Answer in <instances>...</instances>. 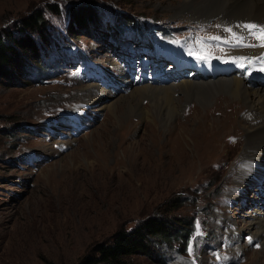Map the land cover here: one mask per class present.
I'll return each instance as SVG.
<instances>
[{
	"label": "rangeland",
	"instance_id": "374dc122",
	"mask_svg": "<svg viewBox=\"0 0 264 264\" xmlns=\"http://www.w3.org/2000/svg\"><path fill=\"white\" fill-rule=\"evenodd\" d=\"M200 1L0 0V33L7 29L18 37L22 17L42 10L51 37L41 67L30 68L25 60L32 59L31 52L15 48L17 65L0 75V264H89L87 258L99 242L153 214L168 218L176 231L190 225L188 246L175 248L179 239L166 238L168 246L159 242L167 253L164 261L132 254L131 264H264V230L259 235L264 191L250 182L255 165L263 160L254 153L250 161L245 152L243 119L248 115L239 105L236 112L231 108L237 99L219 93L200 102V95L187 96L180 89L178 104H173L177 113L165 124L155 112L148 117L137 111L124 115L122 108L116 116L119 123L110 108L120 96L135 90L138 106L150 111L161 100H141L142 85L116 95L98 85L103 65L110 72L117 69L112 59L131 54L119 52L118 39L124 47L138 38L112 31L115 21L102 17L110 14L111 6L139 16L146 23V37L153 34L152 25L170 29L165 40L187 39L195 32V60L264 52L237 46L245 41H238L234 32L223 38L220 30L233 20L206 17L210 8L201 10L209 1L207 6ZM54 3L58 12L50 11ZM70 5L94 6L102 25L87 20L86 31L70 24L73 34H68ZM245 32L247 42L264 43ZM80 51L87 56L89 76ZM135 54L140 62H151L138 74L145 70L154 75L155 67L170 69V59L161 51L145 54L138 47Z\"/></svg>",
	"mask_w": 264,
	"mask_h": 264
},
{
	"label": "bare ground",
	"instance_id": "6f19581e",
	"mask_svg": "<svg viewBox=\"0 0 264 264\" xmlns=\"http://www.w3.org/2000/svg\"><path fill=\"white\" fill-rule=\"evenodd\" d=\"M208 1V7L203 9L201 8V12L210 8V10L208 9L209 11L206 12L209 13L205 15L206 17L219 16L228 20L253 19L264 21V0H227V2L224 0ZM200 2L204 3V6H207V0ZM188 4L189 3L187 2L186 6H188ZM216 10H218L217 13ZM198 15V17L201 19L202 15L199 13ZM173 61V71L176 74V78L174 81H170L165 73H158L159 76L163 77L165 81L162 84H160V80L157 81L152 79L144 73H141L135 77L125 74L113 75L114 78L111 85L114 88L121 87L122 84L131 87L142 85L143 89H139L140 93H142L141 100L147 97L150 98L151 104L157 102L158 100H161V102H159V104L157 103L158 105L156 106H150L151 111L147 107H139V95H137L136 91L134 90L129 95H127V97L120 96V98L115 103L111 104L110 113L116 117L117 114H119V108H122V113L124 115H129L133 111H137L142 115L145 114V116L148 117L149 114H154L155 112L165 124L166 122L170 121L171 114L173 116V114L177 113V107L173 104H178V100L175 98L177 97V93L180 89H182V92L186 93L187 96L195 94L200 95L202 97L200 102H207L209 98H215V96L219 93H228L229 95L231 94L235 97V99H237L230 105L231 108L235 110V112L240 108H244L246 114L248 115V117L245 116L243 119L246 125H243V129L245 130V152L248 155L250 161L252 160L254 153H256L258 160H263L261 161L262 165V163H264V91L257 90L256 87H264V71L259 70L264 68V63L257 61L255 64L252 63L251 65H248V61L246 60H235L231 64L221 65L208 62L207 66H209L210 63V68L209 70H206V65H203L200 61L197 68L203 70L202 73H189L187 74L186 78H183L184 75L182 78H180L179 73L180 71L186 69V65L179 61L178 55L174 56ZM245 65H248V67L245 68ZM208 75L210 76L207 77ZM196 76H204L205 78H193ZM187 78H190L191 80ZM202 79L206 80L203 81ZM146 85L151 86L147 87ZM100 88L104 91L111 92L112 95H116L111 89H106L103 87ZM94 96H96V94ZM163 98L165 99L163 100ZM216 100H218V98ZM238 105L240 108L235 107ZM160 106H162L163 109H161ZM161 111H164L165 114L162 115ZM116 120L119 123L121 121L117 117ZM244 160H246V158ZM246 165L249 166L248 163ZM262 166L264 167V165ZM263 176L264 173L260 176L257 175L256 178H262ZM259 228L260 234H258L261 236V232L264 230V217L262 218V224ZM252 234L254 235L255 233L253 232Z\"/></svg>",
	"mask_w": 264,
	"mask_h": 264
},
{
	"label": "trees",
	"instance_id": "16d2710c",
	"mask_svg": "<svg viewBox=\"0 0 264 264\" xmlns=\"http://www.w3.org/2000/svg\"><path fill=\"white\" fill-rule=\"evenodd\" d=\"M49 8L52 12L59 10L57 3L50 4ZM68 9L69 17L66 30L68 34H73L70 24H73L74 28H83L86 31L88 30L83 25L87 20L96 26L102 25L99 12L96 15L97 9L95 10L94 6L70 5ZM109 10L110 14L106 13L107 17H102L106 19L111 17L119 31H123L127 26H136L138 19L134 14L121 12L113 6L109 7ZM99 19L100 23L98 24ZM20 21L23 31L18 37L13 36L7 29H3V32L0 33V75H5V69L17 65L13 58L16 56L15 48L31 52L32 59L25 60L30 68L41 67L44 54L51 48V37L48 31L49 20L43 15L42 10H36L35 14L22 17ZM189 226L183 231H176L168 218L154 214L147 215L133 226L120 227L110 239L99 242L94 249V254L90 255L87 261L89 264H131L132 254H143L164 261L167 253L162 246L159 247V242L163 241V246L164 244L168 246V242L164 240L175 237L179 239V246L175 248H186L192 236Z\"/></svg>",
	"mask_w": 264,
	"mask_h": 264
},
{
	"label": "snow or ice",
	"instance_id": "6c2138e0",
	"mask_svg": "<svg viewBox=\"0 0 264 264\" xmlns=\"http://www.w3.org/2000/svg\"><path fill=\"white\" fill-rule=\"evenodd\" d=\"M217 27L219 28L220 26L217 25ZM239 27H243L244 29L249 31V36L255 38V39H264V25H258V24H254V23H247V24H243L242 26ZM225 32L228 33H233V29L230 27H226L223 29ZM252 30H256V31H252ZM234 34V33H233ZM208 40H220L219 36H208L207 37ZM239 40H243L245 41V43L243 45H241L239 42L237 43V46H246V47H261L264 48V43H251V42H247V37H243L240 36L238 37V41ZM203 42L202 40L197 41V43H201ZM205 47H211V45H205ZM191 51V49H190ZM197 59H203L202 57H194ZM231 60L234 62L235 60H247L248 61V65H251L252 62L255 61H259L261 63H264V52L261 53L260 56L257 57H234L231 58ZM248 65H245V68L248 67ZM261 71H264V68L259 69ZM189 251L191 252L192 249L191 247L189 248Z\"/></svg>",
	"mask_w": 264,
	"mask_h": 264
}]
</instances>
